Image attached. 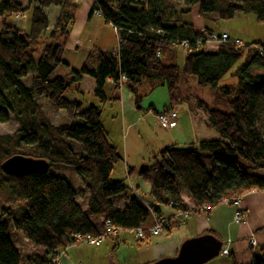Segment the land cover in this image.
I'll return each mask as SVG.
<instances>
[{
    "label": "trees",
    "instance_id": "trees-1",
    "mask_svg": "<svg viewBox=\"0 0 264 264\" xmlns=\"http://www.w3.org/2000/svg\"><path fill=\"white\" fill-rule=\"evenodd\" d=\"M90 5L89 16L97 12L115 30L117 52L96 50L93 64L70 70L69 79H63L53 75L58 67L68 66L62 57L78 4L29 0L23 8L15 0L0 3V124L13 118L19 125L13 134L0 135V198L4 201L0 205V264H46L70 244L74 234L99 235L106 221L125 231L146 229L152 223L151 213L162 216L161 207L187 208L182 188L193 208H211L223 198L252 189L264 191V53L249 48L259 44L243 48L220 44L209 52L204 38L212 32L195 33L184 20L197 7L200 18L229 19L241 12L264 23V0H93ZM30 9L27 32L7 22ZM48 9L57 10L51 29ZM182 42L186 43L182 65L164 63ZM241 59L233 72L237 87L218 88ZM254 68L263 75L252 76ZM82 77L93 81V94L101 102L106 98V82L111 81L114 91L125 87L136 106L138 89L144 84L148 92L166 87L170 106L176 105L180 84L194 78L198 87L214 91L213 106L196 100L189 109L206 116V128L218 139L160 151L144 172H136L149 184L148 199L141 200L125 179L110 178L122 157L108 142L101 108L83 107L67 98L78 91ZM40 98L54 112H64L70 122L52 125L37 104ZM16 155L44 160L48 169L20 178L7 176L1 165ZM56 168L72 173H51ZM72 175L80 185H75ZM79 192L86 194L84 210L77 203ZM173 228L170 224L166 234ZM14 232L21 233L39 254H22L13 243ZM148 238L146 234L140 241ZM250 264H264V250Z\"/></svg>",
    "mask_w": 264,
    "mask_h": 264
},
{
    "label": "rangeland",
    "instance_id": "rangeland-1",
    "mask_svg": "<svg viewBox=\"0 0 264 264\" xmlns=\"http://www.w3.org/2000/svg\"><path fill=\"white\" fill-rule=\"evenodd\" d=\"M4 1L6 0H0V3ZM15 1L21 4L23 8H25L29 2V0ZM80 2H82V0L76 3L79 4ZM46 12L50 21L49 29H51L53 20L56 16L55 10L48 9ZM18 16V18L11 16L7 22L9 25L27 32L30 26L31 9ZM185 16L184 20L187 22L192 21L190 14ZM199 19L205 27L210 28L216 33L225 32L230 34L234 36V39L243 42V45H249L251 42H264V23L258 22L253 14L237 12L229 19H218L216 15L199 17ZM48 33L46 35H48ZM68 46L69 48L65 50L62 57L63 63L68 66L62 65L58 67L53 77L69 79L70 70L78 71L84 64L90 65L94 63V58L97 55L96 50L113 52V50H117L118 44L115 30L112 26L105 24L101 18L93 16L84 26H80L78 22L76 23ZM208 47H210V45L205 46V48L209 49ZM172 53V58L170 60L164 59V63L170 62L171 64L181 66L185 57V50L183 47L175 46ZM242 61L243 59L234 66L230 74L226 75L219 82L218 88L228 86L231 89H235L237 87V77L233 75V72ZM250 73L252 76L263 75V71L255 68L252 69ZM83 85V94L79 93L78 88V91L68 93L67 98L79 101L83 107L92 105L101 108V121L104 130L108 135V139L116 146L122 157V161L114 167L110 178L114 181L125 179L127 185L132 186L136 196L146 201L148 199L149 184L138 177L136 172L141 165L152 164L153 159L157 157L158 153L161 151L160 148L164 145L171 144L172 142L180 144L181 141L176 131L169 133L165 132V130L159 127L153 113L151 111L147 113V109L151 104L158 110H162V108L169 103V94L166 87H158L152 92H148L145 84L142 85L138 89L140 101L136 106L134 96L125 87L116 90L113 96L106 86L104 89L106 98L105 101L101 102L86 89L85 84ZM213 94L214 91L209 88L198 87L194 78L185 79L180 84L176 93L179 102L175 105L177 111H174L178 112L182 117V122H185L190 119L189 106L190 108L194 107L196 100L213 106ZM37 104L52 125L56 126L70 122L64 112H54L44 98L38 99ZM190 112L194 113L195 110ZM195 116L196 120H199L198 123L200 124V128H198L196 135H193V133L190 132L189 124L187 126V131L183 133L184 142L189 144L196 139L199 141L218 139V135L213 130H207L205 128L206 126L203 120L206 116L200 110H198ZM18 128L19 125L16 121L10 118L7 123L0 124V135L13 134ZM209 134L213 136L209 137ZM73 144L77 145L75 143ZM189 146L193 145H188V147ZM74 147L76 151H79L77 146ZM127 166L135 170L134 173L128 177L125 174ZM50 171L51 173L63 176H68L72 173L62 168L50 169ZM72 176V180L74 181L76 177L74 175ZM78 183H80V181L76 180L75 185L77 186ZM182 191L184 195H187L185 188H182ZM85 202L86 194L84 192H79L77 203H79L82 210L85 209ZM3 203V199L0 198V205ZM117 204L119 205L120 201H117ZM180 228H173L170 237L178 235L181 232L179 230ZM164 235H166V232L161 233L158 237H149L145 241L137 242L133 238V235L123 232L115 238L103 240L98 246H71L69 247V251L67 250V255L70 260H79L82 264H149L155 260L157 261L163 250H166L165 248L169 246V241L166 240L169 237H164ZM17 239L12 236L14 244L19 247V241H17ZM21 245L26 246L24 242ZM31 249L27 248L28 251H31ZM19 250L21 251V249ZM213 260L208 264L218 263L217 261H222L223 258L218 256Z\"/></svg>",
    "mask_w": 264,
    "mask_h": 264
},
{
    "label": "crops",
    "instance_id": "crops-1",
    "mask_svg": "<svg viewBox=\"0 0 264 264\" xmlns=\"http://www.w3.org/2000/svg\"><path fill=\"white\" fill-rule=\"evenodd\" d=\"M90 8H91V5L87 0H82V2L78 4V12L76 14L75 21L73 23V26L70 32L69 40L72 36V31L77 22L80 26H84L86 23H88L92 19L93 16L92 17L89 16ZM54 10H55V15H57V10L56 9ZM190 15L192 17V21H190L189 23L192 25L193 31L195 33H202L204 29H208L211 32H214L210 28L205 27L203 23L200 22L197 7H194L191 9ZM229 36L231 38L234 37L230 34ZM69 40L67 42L66 49L69 48L68 46ZM256 41H261V40H256ZM251 43L264 45V42H260V43L251 42ZM208 48L209 49L207 48L205 49L209 52H215L217 49V46L210 45V47ZM113 51H116V50H113ZM83 84L86 85V89L94 96L93 81L88 77H82L81 81L77 84V87L79 88V93L81 94H83V88H84ZM106 86L108 87V90L112 93V95L114 96L115 91L112 88L111 81H107L105 87ZM175 107H176L175 105L170 106V102H169L166 106L162 108V110H158L153 104H151L149 105L147 109V113L148 111H151L156 118V114L159 111L160 112L164 111L166 108L177 111ZM149 109H152V110H149ZM197 112L198 110H195L194 113H191L189 111L190 119L185 122H182L183 121L182 117L177 112V118H176L174 126L172 128L163 129V130H165V132L167 133L176 131L178 133V136L181 138L180 144H176L174 142H172L171 144H166L162 148H160L161 151L170 146L177 147V148H185V147H188V145L194 146L197 142H199V140L196 139L195 141L187 144V142H184L185 140L183 139L184 138L183 133L187 131V128H188L187 126L189 124H190V127H189L190 132H192L193 135L194 134L196 135L198 128H200V124L198 123L199 120H196V116H195ZM205 120L206 118L203 120L204 123H205ZM206 129L209 130L208 128ZM211 136L213 135L209 134V137ZM108 142L110 143V145L116 148V146L112 144V142L109 139H108ZM130 170H134V168H130L127 166L126 173H125L127 177L130 176L128 175V172ZM76 180L78 179H75L74 183ZM78 185H80V183H78L77 186ZM128 186L133 191L132 186L130 185ZM240 195H241V198H240L238 207L216 205L214 207L209 208L204 213L193 214L190 217H188L185 220V223L182 226V228L179 229L181 232L178 235L170 237L172 235L173 230H171L170 233H167L166 235H164V237H169L168 239H166L169 241V246L165 248L166 250H163L160 258H158L157 261L163 258L174 257L177 254L179 247L184 241L191 239V238L199 237L202 235H208V234L220 240L223 244L222 248H225L228 251V254L226 255H223V254L219 255L221 256V258H223L222 261H217L218 263H212V264H250L253 257H260L262 255V251L264 250V191L252 189L244 193H241ZM181 198L185 202L187 208L193 207L192 204L189 202L186 195L182 194ZM122 206H123V201L121 200L118 207L121 208ZM237 210H240L244 217V220L241 223H235L233 220L234 214ZM160 212L162 216L171 217L174 214V209L171 208L170 206L161 207ZM12 236H14L15 239L19 238L17 239V241H19V247L16 244L14 245L16 248L21 249L22 254L24 255H32L34 253L39 254V251L37 249H34L32 245L21 235V233L14 232L12 233ZM252 239L255 242L253 246L250 244ZM23 242L26 244V246L24 245L26 248L21 245L23 244ZM27 248H30V249L32 248V249L31 251H28ZM67 250L69 251V248L65 250V258L67 260L73 263L80 262L79 260L78 261H74L72 259L70 260L69 256L67 255V252H68Z\"/></svg>",
    "mask_w": 264,
    "mask_h": 264
},
{
    "label": "built area",
    "instance_id": "built-area-1",
    "mask_svg": "<svg viewBox=\"0 0 264 264\" xmlns=\"http://www.w3.org/2000/svg\"><path fill=\"white\" fill-rule=\"evenodd\" d=\"M75 2H79L80 0H74ZM90 3L93 0H88ZM94 16L99 17V14L96 12L94 13ZM19 16L16 15L15 18H18ZM204 44L206 45H220V44H230L235 48H243L245 45L240 40L231 38L229 34L225 32H212L205 35L204 38ZM182 47L186 46L185 42L181 43ZM250 49L258 52V53H264V46L260 45H252L249 47ZM114 54L116 51H113ZM158 56V55H157ZM121 81H125V78L122 77ZM177 118V112L174 110L169 111H161L156 114V120L162 129H169L172 128L175 124ZM133 192V191H132ZM134 194V193H133ZM241 195H234L229 198H223L219 201L218 205L223 206H239ZM209 208L205 205L200 206L199 208H186V209H178L174 208V214L171 217L167 216H157L154 213H151V226L143 229V228H137L131 231H125L121 227L114 226L110 222L106 221L103 224V230L99 235L92 236V235H83L80 233L74 234L72 236V240L70 244L64 248L59 253L53 255L49 262L46 264H82L81 262H71L65 258V250L71 246H80V245H87V246H98L100 245L103 240L114 238L118 236L120 233L127 232L131 235H133V238L136 241H140L144 239V236L147 234L149 237H158L161 233L166 232L167 228L170 227V224H172L176 228H180L184 225L185 220L190 217L193 214H200L204 213ZM233 220L235 223H241L244 220V217L240 210H237L234 214ZM250 244L253 246L255 244L254 240L252 239ZM221 254L226 255L228 254V251L225 248H222Z\"/></svg>",
    "mask_w": 264,
    "mask_h": 264
},
{
    "label": "water",
    "instance_id": "water-1",
    "mask_svg": "<svg viewBox=\"0 0 264 264\" xmlns=\"http://www.w3.org/2000/svg\"><path fill=\"white\" fill-rule=\"evenodd\" d=\"M141 165L139 173L147 169ZM1 169L7 176L23 177L28 174L43 173L48 169L44 160L24 156H12L5 160ZM222 242L212 235H202L184 241L174 257L163 258L150 264H206L221 254Z\"/></svg>",
    "mask_w": 264,
    "mask_h": 264
},
{
    "label": "bare ground",
    "instance_id": "bare-ground-1",
    "mask_svg": "<svg viewBox=\"0 0 264 264\" xmlns=\"http://www.w3.org/2000/svg\"><path fill=\"white\" fill-rule=\"evenodd\" d=\"M90 3V2H89ZM169 110H173V109H168L167 111H169Z\"/></svg>",
    "mask_w": 264,
    "mask_h": 264
}]
</instances>
